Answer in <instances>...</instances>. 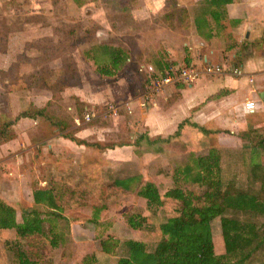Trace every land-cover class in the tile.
I'll use <instances>...</instances> for the list:
<instances>
[{"label":"rangeland","instance_id":"1","mask_svg":"<svg viewBox=\"0 0 264 264\" xmlns=\"http://www.w3.org/2000/svg\"><path fill=\"white\" fill-rule=\"evenodd\" d=\"M176 7L178 6L174 0H165L160 13L166 15L162 16L163 20L156 17L162 24H171L177 19ZM139 10L145 11L141 0H0V116L13 119L25 111L31 113L34 108L43 109V116L28 121L18 118L20 122L14 123L10 128L2 127L5 123L2 120L6 118L0 117V131L6 129L5 138L10 139L5 152L0 148V202L14 210L17 223H21V216L25 211H36L42 220L41 226L45 234L19 238L13 230L0 231V264H17L14 247L36 264H82L90 256L100 262H104L103 258H109L104 257L98 247L99 241L106 238L115 239L119 243L126 239L140 241L147 250H151L161 239L154 229L149 232L127 230V226L120 229L122 218L124 220L126 215L138 211L142 213L144 209L142 201L140 207L133 203V207L128 209L132 199L126 195L128 193L124 194L114 186V175L102 181L98 175L93 174L94 171L91 175L80 178L62 174L55 177L59 180L50 182L49 176L44 179L40 175V169L36 173L35 166L23 171L17 169L21 166V161L25 168L34 163V154H30L31 159H28L26 153H35L38 147L36 145L31 149L30 145L39 141V131L46 136L52 135L54 125L55 134L61 137H72L78 130L89 128L92 132L88 130L86 135H92L87 140L96 142L97 138L93 133L98 132L102 135H97L99 139L102 138L100 144L108 149L118 144L128 145L133 141L134 138L128 139V114L118 111L116 115L107 117L101 113L107 103L112 105L113 102L136 98L143 100L140 96L144 92L146 73L140 68L143 63L141 53L147 50L145 47L148 43L142 41L143 36H149L154 25L146 16L138 14L133 17ZM108 49L122 50L129 62L124 60L115 71L111 70V75H102L97 73V69L98 65L108 63ZM123 78H126L124 83L128 89V97H120V86L112 91L115 96L120 95L117 96L119 98L115 97V101L106 102L98 98L102 97V86ZM76 81H79L78 88L64 87L73 85ZM78 90L84 96L93 95L96 98L93 104L85 105L88 111L93 107L94 110L91 111L96 116L87 124L81 123L84 105L76 102L70 94ZM96 91L98 95L94 93ZM119 115L121 117L117 118ZM186 128L189 134L179 132L173 136L175 141L173 139L168 145V149L174 151L178 158L170 159L167 156L164 165L147 166L145 180L150 181L162 172L165 177L168 176L174 168L181 167L187 154L196 152L193 144L191 145V134L195 130L187 126L180 130L184 131ZM15 131L19 137L17 143L13 138L16 136ZM1 141L4 138L0 137ZM208 144L203 150L207 151ZM7 161L9 162L6 163ZM113 167L111 162H107L108 170L111 171ZM128 168L126 165L124 176L131 174ZM57 171L68 172L61 167ZM30 175H34L32 180ZM70 181L73 184H69ZM42 182L47 183V188L50 186L49 182L54 184L50 187L57 194L55 203L58 210H53L47 203L30 204L29 190L32 192L34 189H43L45 186L41 185ZM10 183L17 186V191L12 189ZM186 188L198 192L194 185ZM254 191L255 197L264 200L263 192H258L257 188ZM122 194L124 196L121 197ZM225 216L243 219L239 213L226 212ZM164 218L165 213H159L153 220V225ZM252 219L264 230L263 216ZM210 231L213 252L216 256H221L223 247L218 217L210 222ZM50 238L55 246L50 244ZM123 253L119 249L116 256ZM108 261L112 262L111 259ZM250 264H264V246L254 254Z\"/></svg>","mask_w":264,"mask_h":264},{"label":"crops","instance_id":"2","mask_svg":"<svg viewBox=\"0 0 264 264\" xmlns=\"http://www.w3.org/2000/svg\"><path fill=\"white\" fill-rule=\"evenodd\" d=\"M141 1L145 11L139 10L133 14V17L138 14L146 16L154 25L149 36H143L144 41H142L148 43L145 47L147 50L141 53L143 63L140 66L146 75L160 77L169 66L175 65H191L200 70L206 64L222 67V74L215 76L200 74L189 84L168 85L160 93L146 100L143 99V92L140 96L142 101L136 98V100L113 102L112 105H115L118 111L129 115L126 119L127 127L130 129L128 139H134L128 145L96 151L94 148L77 145L69 139L57 136L56 128L49 136L39 131L41 135L37 136L39 141L29 144L31 149L37 145V152L26 153L28 159H31L30 154H34V163L25 168L21 161V166H16L17 169L23 171L33 169L35 166L34 170L36 169L38 173L40 169L41 174H39L43 178L62 176V174L80 178L89 176L94 171L93 174L106 181L110 175H114L116 178L113 182L117 181L123 185L116 188L124 194L128 193L126 195L132 199L128 209L133 207V203L134 206L140 207L141 201L145 209L144 200L135 195L139 187L149 182L161 193L171 187L169 179L171 172L166 177L162 172L148 181L145 180L146 169L151 165H164L167 156L170 159L178 158L174 151L168 149V145L174 139L176 131L177 134L179 132L189 134L187 128L184 131L180 130L181 127L187 126L195 130V133L191 134V145L193 144L196 152L187 154L183 158L187 161L185 160L182 165L190 162L191 159H196L204 175L219 177L223 185L232 183L238 191L253 196L256 188L258 192L264 193V132H262L264 130V0H230L222 6L211 4L209 0H174L178 6L175 9L177 19L171 24H162L158 20L160 17V20H163L162 16L166 15L160 13L165 0ZM140 38L142 35L138 42ZM126 62H129L128 58ZM233 69L240 70L241 75H233ZM124 81L126 78L102 86L100 90L102 97L98 98L106 102L115 101V97L119 98L117 96L120 95L115 96L112 91L120 86L122 87L120 97H128V89ZM78 87L79 85L70 88ZM94 93L98 95L97 91ZM70 94L76 102L84 105V112L88 111L85 105L93 104L96 100L93 95L84 96L79 90ZM247 101L254 104L252 112H245L242 109L243 103ZM108 104L111 103H107L103 108L102 116H111L106 114ZM89 110L94 109L90 107ZM95 117L93 116L92 120ZM120 117L121 115L117 116ZM74 121L76 122V119ZM19 122L20 120L16 124ZM31 123L35 126L34 121ZM88 130L92 132L89 128L80 129L76 132V137L74 135L72 137L88 141L87 138L92 135L91 133L86 135ZM15 134L14 142L19 139L18 132L15 131ZM93 134L97 138L96 142L100 143L102 138L99 139L98 136L102 135L98 132ZM31 140L30 138V143ZM7 142L10 143V141L0 143V148L4 152ZM207 143L209 144L206 151L203 148ZM108 158L111 160H107ZM107 162H111L114 166L111 171L107 169ZM126 165L131 174L124 176ZM56 167L66 168L68 172H58ZM32 178L34 175L33 177L30 175L31 180ZM71 182L73 181L69 184H73ZM42 184L45 186L43 189H34L32 192L29 190L30 204H33L34 191L48 189L46 182ZM10 185L17 191L14 183ZM124 187L127 190H124ZM257 200L264 203L260 198ZM146 214L148 213L145 210L141 213L142 216ZM122 228H126L123 218L120 223V229Z\"/></svg>","mask_w":264,"mask_h":264},{"label":"trees","instance_id":"3","mask_svg":"<svg viewBox=\"0 0 264 264\" xmlns=\"http://www.w3.org/2000/svg\"><path fill=\"white\" fill-rule=\"evenodd\" d=\"M228 1L230 0H209L211 4L217 6H222ZM107 51L108 65H98L97 69V73L102 75H111V70L115 71L117 66L126 61L122 50L108 49ZM74 76L77 78V75ZM78 84L79 81H76L73 85L64 87L70 88ZM32 110L31 113L27 111L21 113L17 118L3 119L2 123H5L2 127H12L18 118L33 119L43 116V109ZM5 130L0 131V137L4 138V141L0 143L10 140L5 138ZM174 135H177V131ZM62 137L77 145L97 150L107 149L98 142L77 140L66 135ZM123 145L125 144L116 146ZM49 179L50 182L59 180L55 177ZM169 179L171 187L163 193L149 182L144 183L135 192L138 198L144 200V210L148 213L146 216H142L138 211L124 217L129 229L143 230V232L154 229L161 239L151 250H147L143 242L131 239L121 243L111 238L100 240L98 243L100 253L104 257H109L103 258L104 262L106 264L108 262L109 264H250L254 254L264 246V230L252 219L257 216L264 217V203L253 195L238 191L232 183L223 185L219 177H213L211 174L204 175L196 159H191L181 167L174 168ZM50 182L48 185L53 186L54 184ZM119 183L113 182L115 187H122L123 185ZM191 185L196 186L198 192L186 188ZM50 186L48 189L32 193L33 204L47 203L53 210H58L55 203L57 194ZM125 187L123 189L127 190ZM227 211L231 214L239 213L243 219L226 217ZM162 212L165 213V218L157 225H153V220ZM217 217L223 247L221 256H216L213 252L210 231V222ZM41 224L42 220L34 210L25 211L21 216V223H17L14 210L0 202V231L13 230L19 238L39 237L45 235ZM49 240L50 244L55 246V243L51 241L53 239ZM14 249L17 264H36L29 260L25 253L16 247ZM119 249L124 253L116 256ZM88 258L82 264H104L93 256ZM109 259L112 262L108 261Z\"/></svg>","mask_w":264,"mask_h":264},{"label":"built area","instance_id":"4","mask_svg":"<svg viewBox=\"0 0 264 264\" xmlns=\"http://www.w3.org/2000/svg\"><path fill=\"white\" fill-rule=\"evenodd\" d=\"M223 69L217 65L206 64L201 67L200 70L191 65H175L169 66L164 74L160 77H153L150 75L145 76V87L143 99L146 100L150 96L160 93L164 87L175 84H189L193 82L198 75L215 76L222 74ZM233 75L240 76L241 72L238 69H233ZM128 111L127 105H125ZM242 109L245 112H252L254 110V104L251 101L245 102L242 105ZM118 113L115 105H108L106 107V114L116 115ZM93 113L86 111L82 115V123H89L93 118Z\"/></svg>","mask_w":264,"mask_h":264}]
</instances>
